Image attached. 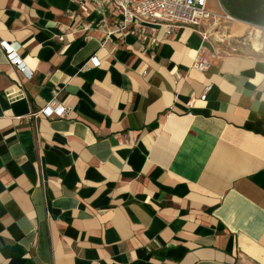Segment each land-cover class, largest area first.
Listing matches in <instances>:
<instances>
[{"label":"crops","instance_id":"obj_1","mask_svg":"<svg viewBox=\"0 0 264 264\" xmlns=\"http://www.w3.org/2000/svg\"><path fill=\"white\" fill-rule=\"evenodd\" d=\"M208 9L264 32V0ZM117 14L0 0L25 67L0 48V264H264V55L155 25L107 39ZM53 99L69 114L32 116Z\"/></svg>","mask_w":264,"mask_h":264},{"label":"built area","instance_id":"obj_2","mask_svg":"<svg viewBox=\"0 0 264 264\" xmlns=\"http://www.w3.org/2000/svg\"><path fill=\"white\" fill-rule=\"evenodd\" d=\"M100 11L113 7L117 11V17L112 26L105 31L106 38L122 37L129 31H133L141 39H146L147 26L155 25L164 29L166 37L179 28L190 29L201 34L204 41L210 37L211 27L218 23L230 22L232 19L226 14L214 13L208 9L209 0H90ZM151 46H156L159 40L153 36ZM0 48L5 60L10 66L25 71L24 62L18 53L16 44H8L0 41ZM195 69L205 71L211 64L209 58H198L195 61ZM92 63L96 66L95 58ZM207 91L209 88L206 89ZM205 94L201 100H204ZM70 109L62 106L57 100L48 102L32 116L50 118L53 116L63 118L68 115Z\"/></svg>","mask_w":264,"mask_h":264},{"label":"rangeland","instance_id":"obj_3","mask_svg":"<svg viewBox=\"0 0 264 264\" xmlns=\"http://www.w3.org/2000/svg\"><path fill=\"white\" fill-rule=\"evenodd\" d=\"M230 27V22H220L211 27L208 41L218 48L221 54L264 55V32L251 30L243 37H232L229 34Z\"/></svg>","mask_w":264,"mask_h":264},{"label":"bare ground","instance_id":"obj_4","mask_svg":"<svg viewBox=\"0 0 264 264\" xmlns=\"http://www.w3.org/2000/svg\"><path fill=\"white\" fill-rule=\"evenodd\" d=\"M228 33V32H227ZM226 37V36H225Z\"/></svg>","mask_w":264,"mask_h":264}]
</instances>
